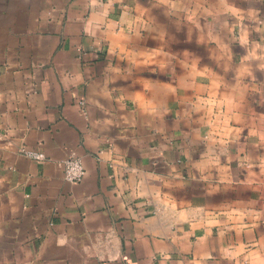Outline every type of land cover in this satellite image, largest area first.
I'll return each mask as SVG.
<instances>
[{
  "label": "crops",
  "instance_id": "crops-1",
  "mask_svg": "<svg viewBox=\"0 0 264 264\" xmlns=\"http://www.w3.org/2000/svg\"><path fill=\"white\" fill-rule=\"evenodd\" d=\"M0 264H264V0H0Z\"/></svg>",
  "mask_w": 264,
  "mask_h": 264
},
{
  "label": "built area",
  "instance_id": "built-area-1",
  "mask_svg": "<svg viewBox=\"0 0 264 264\" xmlns=\"http://www.w3.org/2000/svg\"><path fill=\"white\" fill-rule=\"evenodd\" d=\"M27 155L36 160H44L46 157L44 153L41 152H27ZM62 166L64 167L65 179L67 181L77 183L85 177L86 170L81 157H68L62 162Z\"/></svg>",
  "mask_w": 264,
  "mask_h": 264
}]
</instances>
